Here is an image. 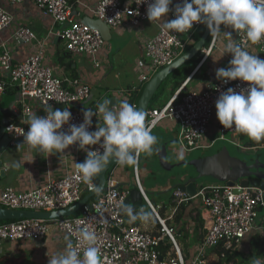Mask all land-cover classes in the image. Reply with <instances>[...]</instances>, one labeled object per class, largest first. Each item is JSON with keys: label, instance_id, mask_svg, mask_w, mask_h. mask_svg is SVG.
Here are the masks:
<instances>
[{"label": "built area", "instance_id": "built-area-1", "mask_svg": "<svg viewBox=\"0 0 264 264\" xmlns=\"http://www.w3.org/2000/svg\"><path fill=\"white\" fill-rule=\"evenodd\" d=\"M12 4H22L25 0H8ZM43 14L50 16L61 26L57 35L65 42L66 49L76 54L96 57L106 46L102 32L80 19H74L72 0H33ZM98 0L93 9L95 17L104 21L110 27L116 28L124 24L137 27L148 21L147 8L153 0L138 3V0ZM110 3V4H109ZM175 6L182 0H173ZM107 4V5H106ZM175 19V7L171 11V20ZM13 21L11 12L0 4V32L8 28ZM204 24L194 22L193 28L186 33H176L160 26L158 33L146 40L144 51L149 60V71L140 73L138 84L125 95L124 100L138 107L134 95L141 91L153 74L159 69L171 64L182 55L195 42V36L200 34ZM198 34V35H199ZM13 37L21 41L38 42L36 50L24 61L14 64L8 50L0 51V67L6 72L0 76V96L9 88H18L22 106V119L18 125L13 122L6 127L16 138L23 137L26 133V124L32 114L30 100H35L45 109L52 105L59 109L68 108L72 119L62 125L67 131L71 124L79 125L83 122V111L96 106L84 107V102L90 97L92 87L74 78L67 84L54 69L45 63V43L37 40L35 33L28 27L15 30ZM218 36H213L211 46L203 49L204 58H207L215 45ZM237 43L245 49L255 47L264 55V41L251 44L246 35L237 31ZM230 66V65H229ZM228 66V67H229ZM249 82L239 79L228 81L217 80L205 90H189L181 94L182 88L164 105L147 110L146 124L151 131L166 119L178 123V148L185 152L195 149H208L219 139H230L240 147L241 133L234 128L225 129L218 120L217 132L220 134L211 142L204 139L210 131V126L216 116L215 102L219 95L232 87L237 92L247 89ZM131 98V99H128ZM119 108V104L116 106ZM93 124L90 131L96 129L102 114L92 117ZM229 134V136H227ZM78 151V144H74ZM88 147V146H86ZM90 150L100 149L94 145ZM102 152L103 149H100ZM77 169L71 173L48 182L19 191L13 186L5 187L0 194V205L5 208L17 210L54 211L64 209L83 198L85 192L92 191L88 184L77 179ZM92 185H96L94 178ZM136 185L142 196L149 202L147 193L136 173ZM107 190L97 200L90 201L91 206H84L77 216L61 217L53 220L40 218H23L0 223V241L32 239L39 240L47 236L52 229L69 236L72 245L83 258L87 247L79 238L81 229L87 228L94 231L97 236V247L100 248L102 264H205L206 249L222 246L224 254L233 251L243 243L251 233L260 231L264 237V224L258 226L259 207L264 206L263 191L257 187H242L227 185L225 182L203 184L196 196H190L181 190H175L173 201L176 208L191 200L201 197L204 206L209 210V221L201 242L198 254L187 261L178 245L177 228L167 223V219L159 215L155 209L160 228L157 232H149L138 225L129 223L126 219L121 204L129 195V188L121 187L118 180L111 174L106 182ZM99 208V212H97ZM170 242L173 248L162 256L160 245L165 241ZM162 258V259H161Z\"/></svg>", "mask_w": 264, "mask_h": 264}, {"label": "crops", "instance_id": "crops-1", "mask_svg": "<svg viewBox=\"0 0 264 264\" xmlns=\"http://www.w3.org/2000/svg\"><path fill=\"white\" fill-rule=\"evenodd\" d=\"M97 3L98 0H72L74 19L84 21L88 16L98 19L93 13ZM0 4L8 9L13 16L11 25L0 32V51L8 50L14 64L28 58L36 50L38 42L36 40H17L13 35L15 30L20 27L30 28L35 33L37 40L45 43V63L50 65L55 73L66 81V84L76 78L92 87L90 97L83 104L84 107L96 106L104 99L116 98L118 104L125 99L128 91L138 84L140 73L150 70L149 60L144 51L146 40L153 38L158 33L160 26L171 20V11L175 7L172 2L167 16L152 22L150 20L145 21L137 27L124 24L113 28L107 25L106 32L102 31L106 41L105 48L96 57H88L84 54L69 52L66 49L65 42L57 35V30L61 25L54 21L52 17L43 14L33 0H25L22 4L17 5L8 0H0ZM99 21L101 20L99 19ZM102 26L104 25L102 24ZM204 29L205 24L202 28L203 31L201 30L200 34L197 37L195 36V42H198ZM212 39L213 35L209 37L204 48L208 49L211 46ZM228 43H237V31H234L231 27L221 25V32L212 47L210 55L207 58H204V55L201 58H194L173 72L156 92L148 109L164 105L182 87L181 94L189 90H205L212 86L219 80L216 78V70L221 67L227 68L229 61L232 59V54L225 53ZM195 44L190 46L189 49ZM246 50L264 59L257 48L250 47ZM5 75L6 72L1 70L0 67V76ZM143 89L134 95L137 104ZM18 95L20 94L17 87L14 91L8 90L0 96V103H3L6 100L5 98L10 100V97L14 96V100L9 101L11 104L4 107L6 112L3 116H8L15 123L20 124L22 106ZM128 99L131 98L128 97ZM30 103L32 114L43 116V107L35 100H30ZM102 124L103 121H98L96 127ZM217 124L218 119L215 116L210 131L204 139L206 142H211L217 138ZM28 129L29 124L27 122L26 130L28 131ZM178 129L179 125L175 120L166 119L152 131V134L157 137V144L154 146L153 153L146 157V163L142 169L141 159L143 153L138 157L135 166L118 164L111 170V175L118 180L121 187L131 190V186L136 185V173H138L143 185V179H147L149 174H152V162L161 161L158 151L163 152L161 151L163 146L166 149V158L169 155L185 158L192 156L198 150L185 152L178 148ZM239 137L242 146L247 150L264 148V141L258 143L242 133ZM217 144L216 141L212 147L204 149V151L215 148ZM256 155V158L264 162L260 154ZM85 159L86 152L83 150L78 151L74 144L65 149L62 154L48 155L46 152L39 153L38 149L30 147L24 141L20 144L11 143L9 151L4 154V164L7 171L6 177L0 179V194L7 186L25 191L44 184L51 178L64 176L76 168L75 163L83 162ZM17 162L20 163V167L14 168L13 165ZM253 162L254 160L251 161V164ZM169 180L172 188L175 187L174 191L177 190L178 180L176 181L173 177ZM145 191L147 193L146 189ZM150 202L152 206L143 201L141 207L145 209L154 207L158 213L160 209L164 211V217L168 219L169 224L177 228L178 245L181 252L186 260L190 261L198 254L206 231V224L210 219L209 210L204 206L202 198L197 197L185 203L184 209L176 208L175 205L167 207L164 202L158 200L155 202L150 200ZM141 207L136 211H139ZM123 213L129 222V217L125 212ZM258 214L257 225L260 226L264 224V206L259 207ZM136 222V225L149 232H156L160 226L156 213L154 222L143 223L139 220ZM66 237L70 239L66 234L52 229L47 236L39 240L0 241V264H48L49 259L54 254L63 252L66 249L68 243ZM254 257L264 261V237L260 231L249 234L240 246L230 251L228 256H220L216 248L206 249L205 264H252Z\"/></svg>", "mask_w": 264, "mask_h": 264}, {"label": "clouds", "instance_id": "clouds-1", "mask_svg": "<svg viewBox=\"0 0 264 264\" xmlns=\"http://www.w3.org/2000/svg\"><path fill=\"white\" fill-rule=\"evenodd\" d=\"M143 2L147 0H138V3ZM172 2L153 0L148 4L147 18L152 22L167 16ZM194 22L206 24L213 36H218L221 25H224L243 32L251 44H259L264 41V0H182L175 6V19L166 21L163 27L176 33H186L193 28ZM225 53L232 54L230 66L218 68L216 78L225 83L239 79L249 82V86L239 92L229 87L219 95L215 102L217 119L225 129L234 128L258 143L264 141V59L251 54L238 43H228ZM110 104L109 99H104L97 104V111L87 108L83 111V122L71 124L67 131L61 129L72 119L71 111L48 105L46 115L29 116V129L23 133L24 142L38 149L39 153L46 152L48 155L62 154L70 145L78 144V148L86 152V159L75 163L77 179L88 184L93 191L101 192L103 189L92 185L91 181L105 170L111 160L121 165L135 166L140 154L151 155L157 144V137L146 124L144 111L128 100L121 101L118 109L114 105L110 108ZM98 114H102L103 124L90 131L92 117ZM94 145H99L103 151L86 147ZM13 167L19 168L20 163H15ZM143 199L152 206L150 200ZM121 209L129 217V223L155 220V209L151 207H141L136 211L132 205L122 203ZM79 238L87 245L82 259L66 237V249L54 254L48 264H102L95 232L83 228ZM252 264H264V261L254 257Z\"/></svg>", "mask_w": 264, "mask_h": 264}, {"label": "water", "instance_id": "water-1", "mask_svg": "<svg viewBox=\"0 0 264 264\" xmlns=\"http://www.w3.org/2000/svg\"><path fill=\"white\" fill-rule=\"evenodd\" d=\"M84 22L94 28L99 29L101 32L104 31V33L106 32L105 28L108 25L102 20L99 21V19L89 16L84 20ZM101 23L104 26H102ZM210 36V30L205 24V29L202 36L191 49L184 52L171 64L159 69L153 74L139 97V109L147 113L153 97L162 86L164 81L178 68L188 63L192 59L203 57V49L206 46L207 40ZM5 99L6 100L3 103H0V179L2 177H6L7 168L4 164V154L6 151H9L10 144H20L24 141L23 137L16 138L14 133H10L6 130V127L14 121L8 116H3V114L6 112L4 107L11 104L9 101L12 102V100H14V96H11L10 100L8 98ZM110 101L112 102V104H110V108L113 105H118V100L116 98H112ZM16 124L18 125V123ZM161 151L163 152L160 153V151H158V156H160L161 161L164 162L166 161V149L164 146L161 147ZM261 162L262 161L259 158L254 159L252 164L245 162L240 158L230 155L228 148L223 146L218 152L211 156L203 155L201 158L198 157L193 159L189 166H192L194 169L192 167L182 169L177 176L173 177V179H179L176 189L186 192L193 197L196 196L198 189L205 183L201 182L202 177L211 176L220 182H226V184L230 186H236L237 184H240L242 187L260 188L263 191L264 198V162ZM118 164L119 163L115 162V160H111L105 170L96 177L98 178L97 186L103 189L101 192H95L92 190L76 203L64 209L54 211L17 210L0 207V220H18L23 218L53 220L61 217L73 216L74 214L80 212L84 206L90 207V201L92 199L97 200L101 197L102 193L107 190L106 182L108 178V172ZM168 169H171V167H168ZM131 187L132 188L129 192V195L126 197L124 204L132 205L135 210H137L142 206L144 199L136 185H132Z\"/></svg>", "mask_w": 264, "mask_h": 264}, {"label": "rangeland", "instance_id": "rangeland-1", "mask_svg": "<svg viewBox=\"0 0 264 264\" xmlns=\"http://www.w3.org/2000/svg\"><path fill=\"white\" fill-rule=\"evenodd\" d=\"M198 34L196 35V37L198 36ZM216 134L217 137L220 135L218 132ZM227 136H229V134H227ZM217 142L218 144L216 145L215 148L208 151H204V149H198L193 153L192 156H188L185 158H177L169 155V157L166 158V161L164 162L160 160L155 163L152 162L153 164L152 174H149L147 179L145 178L143 179V185L144 188L147 190L150 200L154 202L156 200L162 201L167 205V207L173 206L175 203L173 201L172 194L175 187L172 188L169 179L171 177L177 176L182 169L192 167L189 165L193 159L197 157L201 158L203 155L211 156L216 152H218L223 146H226L228 148L230 155L240 158L245 162L251 163V161L256 159L257 157L256 154H260L261 158L264 160V148H259V150H247L245 147H240L237 144H234L233 142H231L230 139H226V140L219 139ZM147 156L148 155L145 153L142 154L141 169L145 166ZM168 166L171 167V169H168ZM177 180L179 179H176V181ZM201 180H202L201 182L203 183L218 182L216 178H213L211 176L202 177Z\"/></svg>", "mask_w": 264, "mask_h": 264}, {"label": "trees", "instance_id": "trees-1", "mask_svg": "<svg viewBox=\"0 0 264 264\" xmlns=\"http://www.w3.org/2000/svg\"><path fill=\"white\" fill-rule=\"evenodd\" d=\"M203 31V30H202ZM8 90H12V91H14L15 90V88H9V89H7V91ZM6 91V92H7ZM153 108V107H152ZM249 145H253V144H249ZM140 156H141V154H140ZM139 156V157H140ZM111 174V170L108 172V175H110ZM94 180H95V182H96V184H98V178H96V177H94ZM87 194V192H85L84 193V195H83V197L85 196ZM2 205H0V207H1ZM181 209H184V204L180 207ZM81 213V211L80 212H78V213H76V214H74V216H77V215H79ZM159 213H160V215L162 216V217H164V211L162 210V209H160L159 210ZM8 221H11V220H0V223H4V222H8ZM137 222H134L133 224H136ZM160 225V224H159ZM160 227V226H159ZM157 232V231H156ZM173 248V245H172V243H170V242H166V243H164V244H162V245H160V247H159V249H160V252H161V254H162V256H167V253L171 250ZM216 251H217V253L220 255V256H222V257H224L223 256V254H224V248L220 245V246H218L217 248H216ZM229 251H226L225 252V256H228L229 255Z\"/></svg>", "mask_w": 264, "mask_h": 264}]
</instances>
